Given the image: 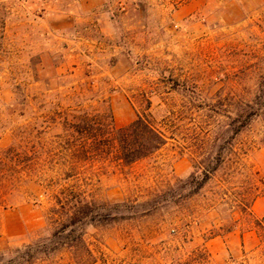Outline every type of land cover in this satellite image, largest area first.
Returning a JSON list of instances; mask_svg holds the SVG:
<instances>
[{"label":"rangeland","instance_id":"1","mask_svg":"<svg viewBox=\"0 0 264 264\" xmlns=\"http://www.w3.org/2000/svg\"><path fill=\"white\" fill-rule=\"evenodd\" d=\"M80 109L147 116L166 144L114 168ZM72 187L100 205L91 264H264V0H0V252L50 234Z\"/></svg>","mask_w":264,"mask_h":264},{"label":"trees","instance_id":"2","mask_svg":"<svg viewBox=\"0 0 264 264\" xmlns=\"http://www.w3.org/2000/svg\"><path fill=\"white\" fill-rule=\"evenodd\" d=\"M62 114H95L90 118L87 116L78 118L76 121L81 127L78 130L77 125H74L73 128L77 129L76 132L83 144L91 142L93 153L100 162H107L114 168L128 167L151 158L166 144L164 132L147 116H137L128 125L117 127L108 111L89 112L80 109ZM68 117L70 116L65 118ZM220 158L221 154L218 152L212 165L196 163L192 166V172L187 179L188 185L192 186V194L198 193L210 181L211 176L220 167ZM76 169L75 163H71L68 168L69 172ZM54 200L55 206L51 213L56 218L51 220V225L54 226L52 232L20 248L6 247L0 252V264L49 262L57 253L64 250L73 256V264L93 262L92 252L82 238V226L94 219L100 206L99 202L87 199L83 192L73 187L60 191L54 196ZM254 223L257 237L264 241V217L255 220Z\"/></svg>","mask_w":264,"mask_h":264},{"label":"built area","instance_id":"3","mask_svg":"<svg viewBox=\"0 0 264 264\" xmlns=\"http://www.w3.org/2000/svg\"><path fill=\"white\" fill-rule=\"evenodd\" d=\"M21 1H24V0H21Z\"/></svg>","mask_w":264,"mask_h":264}]
</instances>
